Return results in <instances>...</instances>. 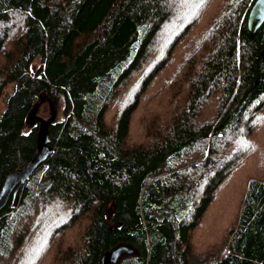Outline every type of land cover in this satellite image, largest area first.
I'll list each match as a JSON object with an SVG mask.
<instances>
[{"label":"trees","instance_id":"obj_1","mask_svg":"<svg viewBox=\"0 0 264 264\" xmlns=\"http://www.w3.org/2000/svg\"><path fill=\"white\" fill-rule=\"evenodd\" d=\"M189 1L0 0V264H264V21Z\"/></svg>","mask_w":264,"mask_h":264},{"label":"water","instance_id":"obj_2","mask_svg":"<svg viewBox=\"0 0 264 264\" xmlns=\"http://www.w3.org/2000/svg\"><path fill=\"white\" fill-rule=\"evenodd\" d=\"M264 21V0H255L247 17V29L250 35H253ZM34 112H32V116ZM55 121L53 115L46 119L37 118L38 132L36 151L30 162L22 168L16 169L7 175L0 190V209L4 207L10 196L13 201L18 196L20 187L29 179L34 170L40 165L51 152L48 139V127ZM133 249L128 245H118L105 252L101 257L100 264H117L122 255L130 254Z\"/></svg>","mask_w":264,"mask_h":264},{"label":"rangeland","instance_id":"obj_3","mask_svg":"<svg viewBox=\"0 0 264 264\" xmlns=\"http://www.w3.org/2000/svg\"><path fill=\"white\" fill-rule=\"evenodd\" d=\"M185 2L186 3L183 4V5L181 4V6L180 5L175 6L177 16H179L181 14V11L184 10L185 8H187V7H190V9L192 10V12L197 11V9L195 8L196 5H194L192 3V1L185 0ZM189 2H190V4H189ZM201 2H204V0H200V3ZM187 4H189V5H187ZM170 32H172L171 31V27L169 29H168V26L167 27H164L162 29L161 33H160V37L161 36L163 37L166 34H168V37H170V35H169ZM161 44L164 47V46L167 45V42L166 43L162 42ZM33 115H34L33 116L34 118L33 119H29V121L27 123V126H26V129L29 128V126H31V125L34 124V122H35L34 119H36V118L46 119L49 116L53 115V117H54L55 120H59L61 118V103H60L59 99L58 98H54L53 99V98H50V97L45 96V95L40 96L39 97V100H38V102L36 104V107L34 108ZM111 116L112 115H107L106 118L109 119ZM261 133H263V131ZM261 135H263V137H264V134H261ZM263 137H257V138L262 139ZM16 262H15V264H16ZM9 263H14V260H9Z\"/></svg>","mask_w":264,"mask_h":264},{"label":"bare ground","instance_id":"obj_4","mask_svg":"<svg viewBox=\"0 0 264 264\" xmlns=\"http://www.w3.org/2000/svg\"><path fill=\"white\" fill-rule=\"evenodd\" d=\"M254 2H255V0H254ZM254 2H253V3H254ZM253 3H252V5H253ZM252 5H251V7H252ZM251 7H250V9H251ZM250 9H249V11H250ZM249 11H248V13H249ZM247 17H248V14H247Z\"/></svg>","mask_w":264,"mask_h":264},{"label":"built area","instance_id":"obj_5","mask_svg":"<svg viewBox=\"0 0 264 264\" xmlns=\"http://www.w3.org/2000/svg\"><path fill=\"white\" fill-rule=\"evenodd\" d=\"M226 252L224 251V254H225Z\"/></svg>","mask_w":264,"mask_h":264}]
</instances>
